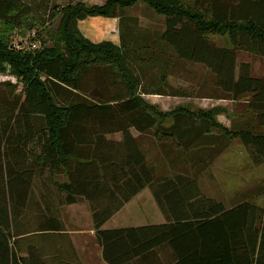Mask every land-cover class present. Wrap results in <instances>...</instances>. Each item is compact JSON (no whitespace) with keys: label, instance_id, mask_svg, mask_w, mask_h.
I'll return each mask as SVG.
<instances>
[{"label":"trees","instance_id":"obj_1","mask_svg":"<svg viewBox=\"0 0 264 264\" xmlns=\"http://www.w3.org/2000/svg\"><path fill=\"white\" fill-rule=\"evenodd\" d=\"M51 1L0 0V71L8 65L17 80L0 83V264H81L61 216L78 200L105 264H264L263 208L249 199L227 206L202 194L196 174L169 171L207 169L221 151L213 152L215 138L238 140L252 164L264 163V75L237 61L239 51L264 59V0ZM138 3L164 16L161 30H139L124 14ZM87 17L117 18L120 46L83 38L77 22ZM15 30L38 48H8ZM180 62L212 75V97L243 98L255 124L226 128L219 107L162 113L143 100L163 90L138 91L140 77L153 70L163 83ZM117 133L120 140L108 139ZM145 134L169 165L149 160ZM145 188L167 224L102 229Z\"/></svg>","mask_w":264,"mask_h":264},{"label":"rangeland","instance_id":"obj_2","mask_svg":"<svg viewBox=\"0 0 264 264\" xmlns=\"http://www.w3.org/2000/svg\"><path fill=\"white\" fill-rule=\"evenodd\" d=\"M38 1L39 0H26V2L32 6ZM182 1L186 5L190 3V0ZM76 3L81 2H75L71 5ZM53 6H66V0H52L50 7ZM124 14L136 19V25L139 30H149L152 32L163 28L164 16L155 14L144 3H138L134 7L125 10ZM43 17L45 18V16ZM45 19H47V17ZM58 22L59 16H56L53 20L49 21L50 25L47 27L50 28L49 30L54 31L58 26ZM118 32L120 33V30H118ZM27 35L28 33L23 36L19 31H13L10 36L8 48L12 43L27 40ZM82 37L85 38L83 35ZM207 38L217 47H224L227 42L226 37H221L219 35L209 34ZM86 40L90 42L88 39ZM237 61L239 63H248L252 70V76L257 77L264 75V59L247 52L239 51L237 53ZM176 64V66L174 64L172 69L168 70L163 83L158 81L159 79L155 76L153 70H148L144 78L140 77L141 83L139 82L138 91L141 90L142 92L146 90L144 87H141V85L157 84L156 86L158 88L160 87V90H163L161 94L177 93L178 96L143 94L141 95L143 100L151 105H155L162 113L171 112L178 106L186 107L191 111L195 109L209 110L213 107H219L221 108L219 109L220 114L216 116V120L220 125L226 128L244 125V123L246 127H249L250 124H255L253 114L246 111V101L243 98L238 101L217 99L216 96L219 95L218 90H215L217 93V95H215L216 98L214 96L212 97L213 77L204 67L187 62ZM4 68L5 70L0 71V83L8 81L12 84H16L17 80L14 76L10 75L9 66L5 65ZM133 68L136 72L138 71V69H136V64L133 65ZM157 87H153L152 90ZM20 90L21 86H18L16 94H19ZM152 93H156V91H152ZM164 123L168 122L165 121ZM262 130H264V128ZM134 135H136V133H134ZM120 138L121 136L118 133L108 136L110 140H120ZM140 143L143 149L146 150V155L149 160H161L162 158L164 163L169 165L168 161L164 158L165 156L162 155L161 147L154 142L150 134L142 135ZM211 146H213V152L215 151L216 153L218 150L221 151L214 156L213 161L209 163V166L204 171L198 172L195 165L192 163L184 167L175 164L173 166L174 169L169 168V171L171 173L186 171L189 175L196 174L195 178L198 181V186L202 194L209 198L216 199L217 201H221L227 206L236 203L238 200L249 199L250 203L264 209V163L260 165L252 164L249 153L238 140L227 142L226 140L215 138ZM210 150H212V147ZM214 183H216L219 188L217 192L212 191ZM77 203L78 206H80L78 211H81V215L84 214V218H81L83 221H81L78 226H85L86 211L89 212V209L84 201L78 200ZM69 215H71V212H66V207H63L61 209L62 218L66 219V217H68V221L70 222L71 218ZM158 218L159 209L152 198L150 190L145 188L117 212L106 228L141 227L157 221ZM83 240L90 243V239L83 238ZM91 249V253L88 254L92 255L91 262L98 263L96 260L99 261L100 256L96 255V252L94 253L95 247Z\"/></svg>","mask_w":264,"mask_h":264},{"label":"crops","instance_id":"obj_3","mask_svg":"<svg viewBox=\"0 0 264 264\" xmlns=\"http://www.w3.org/2000/svg\"><path fill=\"white\" fill-rule=\"evenodd\" d=\"M106 0H66V5L73 4L75 2H81L89 6L94 5H103ZM77 26L81 34L88 39L90 42L94 44H98L101 42H110L115 46H120V33L118 32L119 26H118V19L114 18H103V17H87L86 19L80 20L77 22ZM219 190L216 183H214V186L212 187L213 192H217ZM212 192L211 190H209ZM136 197V196H135ZM127 205V204H125ZM124 205V206H125ZM123 206V207H124ZM66 212H71L70 222L68 221V217L62 218V221L64 223V228L66 234L70 237L73 246L75 248L76 254L78 256V259L81 264H105L102 260L101 256V250L98 247L97 243L94 240V230L92 228V222L90 213L86 211V225L85 226H78L81 221H83L81 218H84V214H80L81 211H78V203L65 206ZM122 207V208H123ZM88 208V206H87ZM117 214V213H116ZM115 214V215H116ZM113 215L103 226L102 229H108L106 226L111 222V220L114 218ZM164 218L162 214L159 211V218L157 221L146 224L144 226L149 225H165ZM170 225V224H169ZM176 226V225H175ZM113 229V228H112ZM116 229V228H115ZM86 232H85V231ZM83 238L90 239V243L87 241H84ZM84 243V244H83ZM95 247L94 253L96 252V255H99V261L96 260L98 263L91 262L92 255H88L91 253V248ZM97 257V256H96ZM90 259V261H89ZM91 262V263H90Z\"/></svg>","mask_w":264,"mask_h":264},{"label":"built area","instance_id":"obj_4","mask_svg":"<svg viewBox=\"0 0 264 264\" xmlns=\"http://www.w3.org/2000/svg\"><path fill=\"white\" fill-rule=\"evenodd\" d=\"M12 47L17 50L32 51L38 48V44L35 41L27 39V40L13 43Z\"/></svg>","mask_w":264,"mask_h":264}]
</instances>
